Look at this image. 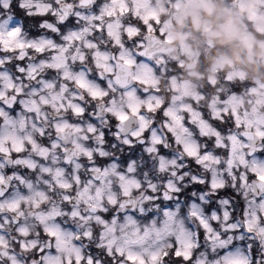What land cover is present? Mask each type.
Returning <instances> with one entry per match:
<instances>
[{"label":"snow or ice","instance_id":"6c2138e0","mask_svg":"<svg viewBox=\"0 0 264 264\" xmlns=\"http://www.w3.org/2000/svg\"><path fill=\"white\" fill-rule=\"evenodd\" d=\"M0 264H264V0H0Z\"/></svg>","mask_w":264,"mask_h":264}]
</instances>
